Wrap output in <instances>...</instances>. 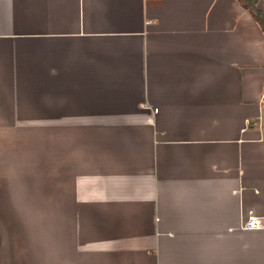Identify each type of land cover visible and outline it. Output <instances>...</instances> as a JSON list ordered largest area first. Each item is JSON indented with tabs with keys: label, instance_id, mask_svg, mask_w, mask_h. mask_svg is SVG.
<instances>
[{
	"label": "crops",
	"instance_id": "crops-1",
	"mask_svg": "<svg viewBox=\"0 0 264 264\" xmlns=\"http://www.w3.org/2000/svg\"><path fill=\"white\" fill-rule=\"evenodd\" d=\"M11 129L56 177L0 183V264H264V32L238 0H0Z\"/></svg>",
	"mask_w": 264,
	"mask_h": 264
},
{
	"label": "rangeland",
	"instance_id": "rangeland-1",
	"mask_svg": "<svg viewBox=\"0 0 264 264\" xmlns=\"http://www.w3.org/2000/svg\"><path fill=\"white\" fill-rule=\"evenodd\" d=\"M1 145L10 148L11 153L16 155V162L10 172L0 177L1 184H31L40 185L52 183L56 176H48L52 172L56 175V158L46 151L49 145L42 144L41 130L39 129H11L4 130L0 134ZM9 142H12L10 145ZM55 148V146H53ZM53 175V174H52ZM51 180V181H50Z\"/></svg>",
	"mask_w": 264,
	"mask_h": 264
},
{
	"label": "trees",
	"instance_id": "trees-1",
	"mask_svg": "<svg viewBox=\"0 0 264 264\" xmlns=\"http://www.w3.org/2000/svg\"><path fill=\"white\" fill-rule=\"evenodd\" d=\"M252 14L264 32V12L257 6L258 0H238Z\"/></svg>",
	"mask_w": 264,
	"mask_h": 264
},
{
	"label": "built area",
	"instance_id": "built-area-1",
	"mask_svg": "<svg viewBox=\"0 0 264 264\" xmlns=\"http://www.w3.org/2000/svg\"><path fill=\"white\" fill-rule=\"evenodd\" d=\"M157 110V108H155Z\"/></svg>",
	"mask_w": 264,
	"mask_h": 264
}]
</instances>
